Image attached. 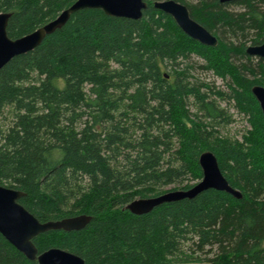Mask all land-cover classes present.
Wrapping results in <instances>:
<instances>
[{"label":"trees","instance_id":"16d2710c","mask_svg":"<svg viewBox=\"0 0 264 264\" xmlns=\"http://www.w3.org/2000/svg\"><path fill=\"white\" fill-rule=\"evenodd\" d=\"M75 1L0 0V12L18 38ZM145 1L138 20L78 10L0 69V185L23 191L41 222L92 217L78 231L39 234V252L62 248L86 264H264V117L251 92L264 85V59L246 52L264 42V0H176L215 47ZM222 102L247 117L241 138L218 131L232 122ZM204 151L241 198L207 189L146 214L126 208L192 187ZM0 264L39 263L0 233Z\"/></svg>","mask_w":264,"mask_h":264},{"label":"water","instance_id":"95a60500","mask_svg":"<svg viewBox=\"0 0 264 264\" xmlns=\"http://www.w3.org/2000/svg\"><path fill=\"white\" fill-rule=\"evenodd\" d=\"M232 1L235 0H220L221 3ZM153 6L172 16L179 28L192 39L206 46H217L218 37L191 17L187 5L176 0H155ZM146 7L145 0H76L54 19L18 38H11L7 32L10 13L0 12V69L15 56L38 47L47 35L63 27L78 10L98 8L109 16L138 20L142 18ZM246 52L264 59V42L248 45ZM251 92L264 117V85H253ZM199 164L202 178L192 187L171 189L156 196L137 198L129 202L126 208L136 215L146 214L163 203L192 199L207 189L225 191L236 198L242 197L241 191L233 187L222 173L213 152L204 151L199 157ZM24 195L19 189L0 185V233L28 259L37 260L39 264H86L81 256L62 248L52 247L39 252L33 240L39 234L50 230H81L88 225L92 217L80 214L41 222L19 202Z\"/></svg>","mask_w":264,"mask_h":264},{"label":"rangeland","instance_id":"374dc122","mask_svg":"<svg viewBox=\"0 0 264 264\" xmlns=\"http://www.w3.org/2000/svg\"><path fill=\"white\" fill-rule=\"evenodd\" d=\"M188 3H195V1H188ZM236 9H238L236 7ZM203 77H206L207 80H212L215 79L217 80V85L222 89L227 91V82L217 78L212 72L210 71H205L202 73ZM222 107H227L229 108L228 112L231 116L232 122H229L227 125H221L218 128V131L228 137H236V138H241L242 134L244 131L249 127V123L247 120V117L244 114H240L237 110V108L233 105V102L231 104L227 102H222L221 103ZM173 186L167 187L166 189H171ZM189 264H196V263H189Z\"/></svg>","mask_w":264,"mask_h":264},{"label":"flooded vegetation","instance_id":"af4514ba","mask_svg":"<svg viewBox=\"0 0 264 264\" xmlns=\"http://www.w3.org/2000/svg\"><path fill=\"white\" fill-rule=\"evenodd\" d=\"M251 45V44H250Z\"/></svg>","mask_w":264,"mask_h":264}]
</instances>
